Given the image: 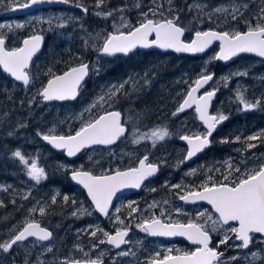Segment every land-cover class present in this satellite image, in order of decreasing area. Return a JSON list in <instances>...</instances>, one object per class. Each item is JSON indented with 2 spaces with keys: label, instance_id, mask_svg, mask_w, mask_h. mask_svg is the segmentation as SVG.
Here are the masks:
<instances>
[{
  "label": "trees",
  "instance_id": "trees-1",
  "mask_svg": "<svg viewBox=\"0 0 264 264\" xmlns=\"http://www.w3.org/2000/svg\"><path fill=\"white\" fill-rule=\"evenodd\" d=\"M155 1L158 2V0ZM187 1L163 2L165 6L163 10L166 14L158 16L159 20L178 16L179 19L176 22L185 28V41L191 39L195 30L191 26L195 22L191 19L193 16L191 11L185 15L179 9V7L185 8ZM199 1L210 5L233 1L240 4L246 3L247 9L242 15H238L237 19L254 26L257 23L264 24V20L258 19L264 15L262 12L264 0ZM255 1H260V3ZM4 2L8 5L14 4L13 0H2V3ZM18 2L23 3L24 0H18ZM151 2L153 0H104L101 7H105L107 12H112L111 19L95 14L98 12L97 0H73L69 3L71 7L55 6L41 11L52 15L64 12L68 13L66 17L72 16L67 21L66 33L63 32V27H58V24L62 23L61 20L53 21L51 24L34 21L21 28L0 29V36L4 37L7 50L20 47L24 38L36 33L42 34L45 39L42 52L32 61L28 71L30 84L27 88L6 79L0 70V205H2L0 206V241L14 235L28 221L40 223L50 229L53 234L50 242L51 251L38 252L45 244L30 240L14 245L8 253L0 251V264H56L57 258L64 255V251L68 249L73 250V248L80 247L88 251L95 245L100 236L91 237L87 231L85 233L82 231L102 219L93 212L84 192L71 183L69 174L73 170L91 173L126 170L136 166L138 160L147 155L149 162L158 165L159 171L154 180L134 195L136 205L143 206L151 198L168 197L172 192L173 184L185 176L183 170L186 162L180 163V161L185 156L186 146L181 142L180 137L188 131L203 129L193 110L177 112L176 115L173 113L177 111L182 98L188 92L190 88L188 86H192L201 75L213 73L219 79L211 113L213 115L222 113L228 119L217 126L210 138L209 148L197 156L195 162L193 161L200 166L199 169L192 174H187L186 178L196 180L195 182L199 181V185L206 182L210 184L211 181L220 182L230 170L221 163L225 157H241L250 165L251 159L244 157L243 154L254 157L264 152V140H259L260 145L256 144L251 148L248 147V139L241 140L244 136L250 135L252 130L264 125V106L262 105L264 95L256 111L244 110L243 105L237 100L238 94H242L248 100L249 95H246V91L249 93L250 90L245 88L254 83L252 76L264 75L263 60L241 56L227 67L211 61L209 67L206 68L203 62L208 55L216 52V45L203 57L175 56L158 51H138L126 57H106L100 54V43H94L92 46L91 35L96 31L102 33L105 39L110 34L116 33L111 25L113 26V22L118 20L115 16L119 11L127 15L134 27H137L138 23L134 18L139 17L138 13L143 12L146 5ZM76 3L88 8V12L85 13L82 8L76 7ZM254 6H257L256 10ZM189 16L190 19H187ZM4 18L7 17H0V20H6ZM199 28L221 32V28L209 19H204L203 25ZM247 29L248 25L238 23L237 31L245 32ZM81 30L86 34H82ZM124 32L127 31L124 30ZM166 59L168 60L164 61ZM85 62L89 63V76L75 102L44 104L41 101L38 92L53 75L62 74ZM153 65H158V68L147 73L143 72L144 68ZM229 70L232 72L228 73V76H233V78L235 72L247 73V75H241L239 81V86L245 88L234 86L236 78H222ZM132 75L136 77L131 79ZM124 78L128 81L116 91L111 109L118 110L122 114L127 134L115 147L85 151L75 161L68 162L63 153L54 152L41 142L38 133L53 123L58 126L59 130L55 135L67 136L78 131L75 129L76 123L66 125L61 120L64 119L63 114L57 109L88 103L100 90L101 85L116 83ZM173 80L185 83L183 97L172 108L160 102L156 104L155 100L160 99V94L163 93V83ZM152 94H157L156 99ZM108 110L110 109L106 111ZM156 128H166L170 135L163 141H157L155 146L149 139H139L144 133H150ZM237 138H239L238 141H236ZM134 139L139 140V143H134ZM222 140H227L228 143H222ZM235 143L240 144L238 153L233 150ZM17 150L24 157L36 158L39 166L45 170L46 179L38 184L30 179L21 161L13 155ZM130 151H134L133 156L129 155ZM236 162L241 165L240 160ZM254 164L256 166L257 162ZM204 167L210 172L206 180L202 179ZM238 178L240 177L234 174L229 176L230 180ZM64 196L69 197L67 202L64 201ZM53 197H55V202H53ZM120 205L119 214L127 219L131 208L124 202ZM41 208L44 209L43 215L40 212ZM176 220L198 221L199 219L190 216L189 219L181 217ZM102 224L105 230L114 231L111 223L103 222ZM103 245L105 250H108L105 243ZM111 264L119 263L112 262L111 259Z\"/></svg>",
  "mask_w": 264,
  "mask_h": 264
},
{
  "label": "snow or ice",
  "instance_id": "snow-or-ice-1",
  "mask_svg": "<svg viewBox=\"0 0 264 264\" xmlns=\"http://www.w3.org/2000/svg\"><path fill=\"white\" fill-rule=\"evenodd\" d=\"M72 3L73 0H24L23 3H19L18 0H13L15 7L8 5L11 10L28 9L33 5L42 3ZM171 2V0H169ZM104 3V0H97L96 7L100 8ZM155 3V0H153ZM76 7L82 8L87 13L88 8L84 7L80 3H76ZM139 7V5H137ZM195 8H201V5L194 4L190 6V10ZM244 7H247L246 5ZM202 10V8H201ZM122 11V9H121ZM152 14H156V10L152 9ZM216 12H228L227 8H216ZM264 12V9H262ZM237 13H240L239 8H233L230 13L232 19H237ZM97 16H103L107 18L112 15V12L107 13L96 12ZM144 20L138 27L132 28L127 34L120 32L117 29L116 33L110 34L104 41L102 53L107 55H113L115 53H124L127 55L133 49L151 48L156 47L163 50H173L175 52H190L198 53L207 49L213 41L220 42V50L214 56L216 60L228 61L231 58L239 55L240 53H254L258 57L264 58V24L257 23L255 26L248 25V29L245 32L234 31L232 33L228 31H196L195 38L190 43H184L181 37L185 33V28L177 24L179 17L172 19H164L163 21H156L148 18V14L144 13ZM123 20V17H121ZM258 19L264 20V15H261ZM51 20L47 23L51 24ZM247 23V22H246ZM124 27H129L128 24H124ZM8 27L10 25L0 24V29ZM17 28L23 27L21 24L16 25ZM58 27H64V24H59ZM154 34V39H149ZM43 36L33 35L23 41V47H17L11 50L5 48V40L0 36V68L5 73H8L16 81L23 83L25 87L30 84V76L26 69L29 67V62L35 53L39 50ZM88 65L81 63L77 67L71 68L63 75H53V78L47 81V85L42 87L38 92L44 101H64L75 99L78 95L82 81L88 75ZM51 71V70H49ZM237 75H247L246 72L237 73ZM213 79L211 74L201 75L199 79L195 81V87L187 93V98L177 109V112H182L186 107H191L193 104L196 106L195 111L199 114V119L203 121L207 128L206 133L194 134L192 136L183 135L180 139L187 141L189 149L185 157H183L180 163L191 159L197 153L201 152L205 147L210 145L209 137L212 136L213 131L218 124L228 119V117L222 113L217 115L209 114V105L212 98L216 94V90L208 91L204 95L197 97L195 93L199 91L203 85L207 84ZM227 79V78H225ZM114 88L116 86H113ZM123 85H120L122 88ZM119 89H117L118 91ZM115 95L114 92L110 93ZM101 100L104 98L101 97ZM237 100L243 105L244 110H251L257 107L261 101L257 100L255 103H249L242 94L237 95ZM93 104L91 107H95ZM90 111V109H86ZM177 113L174 112L173 115ZM125 132V128L121 124L119 112H109L105 115H100L95 120H90L82 125V127L75 132L74 135H43L42 139L47 141L56 149L66 150V154L69 157L75 156L81 149L91 147L92 145H111L122 136ZM40 135V133H38ZM170 134L166 128H156L150 133H144L140 136V140L151 139L153 146L157 141H163ZM261 136H264V132L247 137L249 141L257 140ZM239 139V138H237ZM139 143V140L133 141ZM222 143H228L227 140H222ZM256 145H249V147H255ZM13 155L18 158L21 163L27 166V175L35 181L37 184L41 180L46 179L45 170L42 167H38L35 160L29 165V161L25 159L22 153L17 150ZM148 156H144L139 160V166L130 168L127 171L117 170L114 175H93L89 171L74 170L72 172V179L78 184H81L91 198L95 205L96 211L108 216L109 206L113 197L118 191L124 188H140L144 180L151 177L158 171V167L155 164L148 163ZM229 174L224 176V180H229L231 175V164H229ZM236 172L240 169L236 168ZM211 181V178H209ZM173 187L179 188L180 185H174ZM64 201L67 202L69 197L64 196ZM181 200L185 202L195 203L196 201H206L212 206V209L217 214L215 218L212 215H206L202 213V216L206 215L204 223L193 222L189 220L187 223L176 222H164L159 218L153 217L150 220L143 221L138 227L141 231L148 233L152 236L162 237H185L192 244L197 245L196 249L191 252H183L182 254L172 255V249H168L166 255L162 258L153 259L149 264H222L220 257L223 253L218 252L217 248L221 244H226L228 240L232 238L228 233H232L236 240L241 244L238 247L247 249L252 240L253 233L264 234V165L258 169H252L244 173L240 178L230 180L228 183L223 181L216 182L211 181L202 184L200 190H192L186 192L180 196ZM55 202V197H53ZM75 203V201H73ZM2 206V205H0ZM131 208V204L129 205ZM119 211V209H117ZM135 211V209H133ZM41 214H44V209H40ZM89 215L91 213H88ZM76 215V213H73ZM163 215V212L161 213ZM208 221H211V231H218L225 225L229 227L225 230L223 238L219 241L216 247H210L211 236L208 227ZM117 223L123 224V221L117 218ZM230 222H235L238 226H230ZM97 232H102L106 239H99V244L107 243L113 245L116 248L127 241L125 237L128 236V229H117L115 234L112 235L103 229L97 228L91 232L92 237L97 236ZM51 232L34 221H28L25 225L16 231V233L10 236L6 240L0 241V251L8 253L14 245L23 243L29 237H35L39 241H47L51 237ZM93 247H96L94 245ZM51 251V248L48 249ZM83 252V249H79ZM179 252V250H177ZM88 256V253H84ZM120 255L127 256L128 252H121ZM256 255L255 253L253 254ZM157 257L160 253L156 254ZM235 259V258H233ZM63 264H68V261H64ZM71 264H82L80 260H73ZM83 264H101L97 260H87Z\"/></svg>",
  "mask_w": 264,
  "mask_h": 264
},
{
  "label": "rangeland",
  "instance_id": "rangeland-1",
  "mask_svg": "<svg viewBox=\"0 0 264 264\" xmlns=\"http://www.w3.org/2000/svg\"><path fill=\"white\" fill-rule=\"evenodd\" d=\"M165 1H166V3H168L167 1H169V0H158V2L155 1L154 4H153V2H151L150 4L146 5V8L143 9V12L138 13L139 17L134 18L136 20V22L138 23V25L144 20V16H143L144 13L148 14L149 19H153L156 21H163V20H159L158 16H164L166 14V12H164V10H163L165 8V6L162 4ZM255 2L260 3V1H255ZM194 4L201 5L202 10H201V8H195V7H193L190 10V6H193ZM10 5L12 7H15V4H10ZM185 5H186L185 8L183 7V9H181L179 7V9L183 13H185V15L189 14L188 11H191V13L193 14L191 19L195 20V22H193L191 24V26L194 27L193 30L195 29L194 33L196 31H207V30H203V29L199 28V26L203 25L204 19L211 20V22L214 25L221 28V32L228 31L230 33L237 31L238 23H242L245 25L250 24L249 22L246 23L245 21L238 20V19L233 20L231 14H230L232 12L233 8H239L240 13L243 14L245 12V10L247 9V7H244V6L245 5L248 6L246 3L240 4L238 2L233 1V2H228V3H221V4H217V5H210L208 3H204V2L199 1V0H194V1L188 0L185 3ZM256 7L257 6H254L253 8L256 10ZM216 8H227L228 12L222 11V12L218 13L215 11ZM105 9H106L105 7H100V8H98V12L107 13V11H105ZM152 9L156 10L155 15L152 14V11H151ZM10 10H11V8L8 7L7 2L2 3V0H0V17H5V14L10 12ZM123 10H124V8H123ZM108 11H109V9H108ZM67 15H68V13H64V12L57 13L55 15L47 14L46 12H39V13H35L33 15L26 16V17L4 18L6 20H0V24H4L6 26L10 25L11 28H13V27H16L17 24H21L24 26V25L30 24L31 22H34V21L35 22L36 21L47 22V21L51 20L52 22L53 21L58 22L59 20H61L62 23H60V24H64L63 32H65V29L67 27V21L72 18V16L66 17ZM238 15H240V14L237 13V17H238ZM108 17L112 19V15L108 16ZM115 17H118V20L113 22V26L111 25V27L114 29V31H117V29H119L120 32L128 33L129 31L132 30L131 28L134 27V24L132 23V21L127 17V15H123L122 12L119 11V13H117ZM121 17H123V20L121 19ZM187 19H190V16L187 17ZM236 22H238V23H236ZM124 24H128L129 27H124L123 26ZM251 25L254 26L253 24H251ZM124 30H126L127 32H124ZM81 33L86 34V32L82 31V30H81ZM36 34H39V33H36ZM33 35H35V34H33ZM91 38H92V46L94 45V43H100L102 46L104 41H105V38H103L102 33L97 32V31L95 32V34L91 35ZM215 54L216 53H212L205 58V60L203 62L205 67L208 66L211 61H214ZM167 60L168 59H166L164 61H167ZM98 64H99V62H98ZM157 68H158V65L149 66L147 68H144L143 72L147 73L149 71H153L152 69L155 70ZM230 72H232V70L227 71L225 73V75L222 76V78H227V79L233 78V76H228V73H230ZM234 75H235L234 78H236L234 80L235 81L234 86L244 87V86H239V81L241 80L240 79L241 75H237L236 72L234 73ZM135 77H136L135 75H132L131 79L135 78ZM252 77H253L254 83L252 85H250L248 88L244 87L246 90H250L249 93L246 91V95L247 96L249 95L248 100L247 99L246 100L249 103H255V101L261 100V97L264 95V90H263V88H264L263 87L264 75H257V76H252ZM218 80L219 79H216V82H215L216 85H218ZM127 81L128 80H126L124 78V79H122L116 83L103 84L99 88L100 90L97 91V94L88 103H85L83 105L76 106V107L70 106V107H63L61 109H57V111H60L63 114L64 119H61V120L64 121L66 125H70L71 123H76L75 129L79 130L84 123H86L90 120H94V118L98 114L105 112L107 109H111L113 102H114L115 95H111L110 93H112V92L116 93L117 89H120V85H124ZM194 84H195V82H194ZM194 84L192 86H194ZM113 86H116V87L114 88ZM184 86H185V83H182L180 80H176V81L173 80V81L164 82L163 83V93L160 94L161 98L156 99L157 94H155V95L152 94L154 96V99H156L155 103L157 104L160 102L161 104H164V106H168V107L172 108V106H174L177 102H179V99L181 97H183V95L185 94ZM192 86L189 85L188 87L191 88ZM235 88H233V89H235ZM239 91H241V90H239ZM101 97H103L104 99L101 100L100 99ZM183 98H182V100H183ZM182 100H181V102H182ZM93 104H95L96 106L91 107ZM262 105L264 106V102L262 103ZM256 108L257 107H255L254 109H251L249 111H256ZM86 109H90V111H86ZM176 113H177V111H176ZM57 114H60V113H57ZM220 124H218V125H220ZM57 127L58 126H55L54 123L50 124L41 133L39 132L40 133L39 137H41L43 135H48L49 133L55 135V133H57L59 131ZM262 132H264V125L260 126L257 129L252 130L250 135L244 136L243 138H241V140L247 139V137H249L251 135H256V134L262 133ZM194 134H201V133L196 129L193 131H188L183 135L192 136ZM149 140L152 141L151 139H149ZM259 140L263 141L264 136H261L257 140L249 141V143H247V144L248 145H253V144L254 145H256V144L260 145ZM236 141H238V139H236ZM239 145L237 143L234 144L233 150L236 151V153L239 152L238 151ZM249 148H251V147H249ZM129 155L133 156L134 151H130ZM243 155H244V157H249V159H251L250 161L252 163L250 165H248V163L245 160H243L241 157H234L233 158L232 156L225 157L221 163L227 167H229V164H231V167H233V168H231V174H234L235 176H239V177H241L244 173L248 172L249 169L252 170L255 167L259 168L260 166L264 165V152H261L258 156L255 155L254 157L251 155L248 156V154H246V153ZM25 159H27L29 161V165L31 164V162L33 160H35L38 167H40L38 160L36 158L25 157ZM237 160L241 161V165H240V163L236 162ZM256 162H257V165L255 166L254 163H256ZM23 166L25 167L26 173H27V166H25L24 164H23ZM236 168H239L240 171L236 172L235 171ZM228 171H230V170H228ZM186 172L191 174L194 172V170L187 169ZM209 173H210L209 169L208 168L206 169L204 167V169L202 170V178L204 180L208 179L207 176L209 175ZM229 176H231V175H229ZM192 177H194V175H192ZM190 180H192V179H190ZM190 180L183 179V183H188L187 187H191ZM222 180H224V179H222ZM228 181H230V179ZM197 183H199V181ZM183 191L186 192V190H182V192ZM182 194L183 193H181V192L179 193V192L175 191L174 196L172 195V193L169 195V196H171L170 197L171 199H169L168 197H166V198H151V200H149L148 203L144 204L143 206H138L132 202H127L126 205L129 206L131 204V210H130L131 212L127 216V219H124L120 216V214H119V211L121 210V208H120L121 205H120L116 209H114L113 212H111V215H109L111 217L108 218V221L113 225V229L117 230V229L126 228L130 224L137 226L138 224L142 223L143 221L150 220L153 217H155V218L159 217L161 219H166V220H176V219H180L181 217L189 219L190 216H193V217L198 218V219L204 218V220H205L206 215H212L213 218H215V215L205 211L204 209H201V208H198L196 210L188 209L186 207L188 205H185L182 202L178 201V199H180V196ZM117 209H119V211H117ZM133 209H135V211H133ZM162 212H163V215H161ZM202 213H204L206 215L202 216L201 215ZM117 218L122 220L123 224L117 223L116 222ZM208 222L211 224V221H208ZM94 229L96 230L97 228L94 227ZM101 229H103V227H101ZM136 230H137V228H136ZM90 236H91V233H90ZM137 237H139V235L135 234L134 239L127 241L125 248L117 251L118 253L115 257L112 258V262L113 261L118 262L119 264H138V261L140 258L139 257V249H142V248L146 249V247L140 246L141 245V243H139L140 239ZM49 248L52 249L51 243L48 245H44L43 248L38 250V252L41 251V252L46 253ZM79 249H80V247L73 248V250L68 249V250L64 251V254H65V256H71L73 254H76V252H75L76 250L78 251L77 252L78 256H83V257H87V258H94V257H97V256L102 254V252L99 253L98 251H96L97 249H95V247H90V249H88V251L85 248H83V252H81ZM232 249H234V248H232ZM85 252L88 253V256L84 255ZM121 252H128L129 255H127V256L120 255ZM254 253L256 254L255 256L253 255ZM41 255H43V253ZM61 258L62 257H58L57 261H60ZM233 258H235V259H233ZM224 260L225 261H223L222 264H264V240L260 244L256 243V245L254 246V248L251 251L246 250L244 252V254L242 252H240L234 256H230L228 258H225Z\"/></svg>",
  "mask_w": 264,
  "mask_h": 264
},
{
  "label": "water",
  "instance_id": "water-1",
  "mask_svg": "<svg viewBox=\"0 0 264 264\" xmlns=\"http://www.w3.org/2000/svg\"><path fill=\"white\" fill-rule=\"evenodd\" d=\"M55 6H63V7H71L69 4H64V3H56V2H53V3H47V2H45V3H42V4H38V5H33L32 7H30V8H28V9H17V10H10V12H8V13H6L5 14V17H7V18H18V17H26V16H30V15H33V14H35V13H37V12H39V11H41V10H44V9H47V8H51V7H55ZM138 27V26H137ZM207 31H209V30H207ZM212 31H214V30H212ZM218 32V31H217ZM125 34H127V33H125ZM35 35H41V36H43L42 34H35ZM185 33H184V35L181 37V40L184 42V43H190L194 38H195V33L191 36V39L189 40V41H185L184 40V38H185ZM33 36V35H32ZM31 36H29V37H27V38H24L22 41H21V44H20V47H23V41L25 40V39H28V38H30ZM155 37H154V34H153V36L152 37H150L149 39H154ZM5 40V39H4ZM44 36H43V40H42V42H41V46H40V48H39V50L35 53V55L32 57V59H31V61L29 62V67L26 69V71L28 72V70L30 69V66H31V63H32V61L38 56V55H40V53L42 52V48H43V44H44ZM5 44H6V42H5ZM104 44V43H103ZM215 44H217V52H216V54L219 52V50H220V42L219 41H213L212 42V44L207 48V49H205V51H203V52H198V53H190V52H175V51H173V50H163V49H160V48H156V47H151V48H140V47H137V48H135V49H133L131 52H129L127 55H125L124 53H115V54H113V55H107V54H104V53H102V51H100V54L101 55H103V56H106V57H117V56H122V57H126V56H129V55H131V54H133V53H135V52H138V51H141V52H153V51H158V52H160V53H163V54H173V55H175V56H187V57H203L204 55H206L210 50H211V48L215 45ZM102 47H103V45H102ZM102 47H101V49H102ZM5 48H6V46H5ZM215 54V55H216ZM249 56V57H252V58H255V59H259V60H263L264 61V58H262V57H258V56H256L254 53H240L239 55H237V56H235V57H233V58H231L230 60H228V61H223V60H216V59H214L217 63H219L220 65H222V66H228V65H230V64H232L233 62H235L239 57H241V56ZM84 64H87L88 66H89V63L88 62H86V63H84ZM80 64H78V65H76V66H74V67H77V66H79ZM73 68V67H72ZM71 69V68H70ZM70 69H68L67 71H69ZM0 70H1V72H2V74H3V76L6 78V79H8V80H11V81H13V82H15V83H17V84H19V85H21L23 88H27V87H25L24 85H23V83L22 82H20V81H16L13 77H11L8 73H5L4 71H3V69L2 68H0ZM67 71H65V72H67ZM64 72V73H65ZM64 73H62V74H59V75H63ZM212 76H213V79H214V75L213 74H211ZM88 76H89V67H88V75L84 78V80L82 81V84H81V87H80V89H79V92H78V95L76 96V98L75 99H70V100H64V101H58V100H53V101H44L43 100V98L40 96V98H41V100H42V102L44 103V104H48V103H57V104H64V103H72V102H75L77 99H78V97H79V93H80V90H81V88H82V86L85 84V82H86V80H87V78H88ZM53 78V77H52ZM51 79V78H50ZM199 79V78H198ZM213 79L212 80H210L207 84H205V85H203V87H201L200 89H199V91L197 92V93H195V95L197 96V97H199V96H202V95H204L205 93H201L212 81H213ZM47 85V82H46V84H45V86ZM192 87H195V84H194V86H192ZM191 87V88H192ZM191 88L189 89V91L191 90ZM188 91V92H189ZM187 92V93H188ZM187 93H186V95H185V97H184V99H186L187 98ZM215 96H216V94H215ZM215 96L212 98V100H211V102H210V105H209V109H208V111H209V114L210 115H213V114H211V106H212V102H213V100L215 99ZM184 99L182 100V102H181V104L183 103V101H184ZM195 105L193 104L191 107H186L185 109H184V111H182V112H187V111H190V110H194V112H195V114H196V117H197V119H198V121L200 122V124L202 125V127L204 128V130H205V132L207 131V128H206V126L204 125V123H203V121H201L200 119H199V114L195 111ZM109 112H119L118 110H109V111H107V112H104V113H102V114H100V115H105V114H107V113H109ZM120 113V112H119ZM99 115V116H100ZM98 116V117H99ZM97 117V118H98ZM95 120V119H94ZM120 120H121V124H122V126L125 128V132H124V134L122 135V136H120L117 140H116V142L115 143H113V144H111V145H92L91 147H86V148H83V149H81L75 156H72V157H69L67 154H66V150H62V149H56V148H54L51 144H49L47 141H45V140H43L42 139V137H41V141H42V143L44 144V145H46L47 147H49L52 151H54V152H58V153H63V155H64V158L68 161V162H73V161H75L83 152H85V151H89V150H91V149H93V148H112V147H114L121 139H123L124 137H125V135H126V132H127V129H126V126L123 124V121H122V114L120 113ZM215 130H216V128H215ZM215 130L213 131V134H214V132H215ZM75 134V133H74ZM74 134H72V135H74ZM212 134V135H213ZM209 139H210V137H209ZM181 142L186 146V148H187V151H188V149H189V145H188V143H187V141H185V140H182L181 139ZM210 146V145H209ZM209 146H207V147H205L201 152H199V153H197L195 156H193L191 159H189V160H186L185 162L186 163H191L192 161H194L195 160V158L197 157V156H199L200 154H202V153H204L208 148H209ZM186 154H187V152H186ZM186 156V155H185ZM141 159H143V157L141 158ZM140 159V160H141ZM149 160V159H148ZM148 163H149V161H147ZM156 165V164H155ZM139 166V161H138V163H137V165L135 166V167H138ZM158 167V166H157ZM134 168V167H133ZM127 170H129V169H126V170H122V171H127ZM73 172V171H72ZM72 172L69 174V178H70V180H71V182L75 185V186H77V187H79L83 192H84V194H85V196H86V198H87V200L89 201V203L91 204V206H92V208H93V211L95 212V214L99 217V218H101L102 220H106L107 219V217L108 216H104L103 214H101V213H99L98 211H96V209H95V205L93 204V202H92V200H91V198L88 196V193H87V190L81 185V184H78L75 180H73L72 179ZM157 173H158V171L154 174V175H152L151 177H149V178H147L146 180H144L143 181V183L141 184V186H140V188H124V189H121L120 191H118L117 193H116V195L113 197V199H112V202H111V204H110V206H109V209H108V212L110 213V211L112 210V208L115 206V204L119 201V200H121V199H123V198H125V197H127V196H131V195H136V194H138L139 192H140V190L148 183V182H150V181H152V180H154L156 177H157ZM115 174V172H112V173H110V174H107V175H114ZM94 175V174H93ZM98 176V175H97ZM181 202L183 203V204H185V205H191V206H198V205H203L204 207H207V208H209L212 212H213V214L214 215H216L217 216V214L214 212V210L212 209V206L210 205V204H208L206 201H196L195 203H192V202H185L184 200H181ZM109 215V214H108ZM230 225H236L235 224V222H230ZM225 226H229V225H225ZM236 226H238V225H236ZM41 227H43V226H41ZM43 228H45L47 231H49V232H51L49 229H47L46 227H43ZM51 234H52V232H51ZM115 233H113L112 235H114ZM251 235H254V236H258V237H261V238H263L264 239V234H259V233H253V234H251ZM128 236H129V232H128ZM128 236L127 237H125V240H127V238H128ZM150 237H152V238H167V239H170V240H176V239H178V240H183V241H186L187 243H189L190 245H192V246H197V245H194V244H192L190 241H188L185 237H180V236H176V237H162V236H152V235H149ZM51 238H52V235H51V237H50V239L49 240H47V241H39V240H37L35 237H29L27 240H25L24 242H26V241H28V240H31V239H34V240H37V241H39V242H41V243H49L50 242V240H51ZM23 242V243H24ZM107 244V243H106ZM109 247H112L114 250H120V249H122L123 247H124V245H125V243L124 244H122L121 246H120V248H116V247H114L113 245H109V244H107ZM249 247H250V244H249ZM248 247V248H249ZM247 248V249H248ZM243 249V251H246L247 249H245V248H242ZM11 251V250H10ZM9 251V252H10ZM223 256H224V254L220 257V260L223 258ZM82 262V264H83V262L84 261H81ZM71 264V263H70Z\"/></svg>",
  "mask_w": 264,
  "mask_h": 264
},
{
  "label": "flooded vegetation",
  "instance_id": "flooded-vegetation-1",
  "mask_svg": "<svg viewBox=\"0 0 264 264\" xmlns=\"http://www.w3.org/2000/svg\"><path fill=\"white\" fill-rule=\"evenodd\" d=\"M208 67L209 66H206V68H208ZM224 67H227V66H224ZM209 74H213V73H209ZM216 79H217V77H215V79L201 93H206L208 91L216 90V84H215ZM217 126H219V125H217ZM199 132L201 134L206 133L205 130H204V128L202 130H200ZM94 149H98V148H94ZM94 149H92V150H94ZM186 152H187V148H186ZM194 162L186 163V167L183 170L185 176L183 178H181L180 180H178L176 182V184H173V186L174 185H180V187L179 188H176V187H173V186L171 187L172 188V192L171 193H172L173 196L175 195V191H177L179 193L181 192V193H183L182 195H184L186 192H189V191H192V190H200V186L201 185H199L197 182H195L196 180H193V179L190 180L191 187H187V184L188 183H183V179L189 180L188 178H186V175L187 174H190V173L186 172L187 169H191V170H194V171H196V170L199 169L200 166L198 164L194 163ZM116 171L117 170H115L113 172H116ZM110 173H112V172H107V173L106 172L105 173H92V174H94V175H102V174H110ZM223 182L224 183H228L229 181H224L223 180ZM182 190H186V192H184V191L182 192ZM135 197L136 196L131 195V196H127V197L119 200L115 204V206H114V208L112 210H114L118 206H120V204L122 202H124V203L132 202V203L136 204V202L134 200ZM170 197L171 196H168L169 199H171ZM130 199H132V200H130ZM149 200H151V199H148L145 203H148ZM178 201L181 202V199H178ZM186 207L188 209H191V210H196L198 208H201V209H204L205 211L209 212V209L206 208V207H204L203 205H198V206H191V205L189 206L188 205ZM209 213H212V212H209ZM109 217H111V216H109ZM157 218H159V217H157ZM159 219H161V218H159ZM161 220L164 221V222H166V223L178 221V220H166V219H161ZM188 221L189 220H182V221H179V222H181V223H187ZM204 221H205L204 218H201L198 221H194L193 220V222H199V223H204ZM103 222L110 223L108 221V219L107 220H98L97 222L91 224L89 227H87L86 229H84L82 232L85 233V231H87L90 234L92 231L95 230L94 227L101 229V227H103V224H102ZM140 224H138V225H140ZM138 225L135 226L133 224L132 225L130 224V225H128V227H126L128 229V232H129V236H128V238H127L126 241H129V240L134 239L135 238V234H138L139 237H137V238L140 239V241H139V243H141L140 246L146 247V249L145 248L139 249V257L140 258L138 257L139 258L138 264H149V262L151 260H153V259L162 258L164 255L168 254L167 253V250L168 249H172L173 250L172 253H171L172 255H178V254H182L183 252H191V251H194L196 249V247H198V246H192L189 243H187L186 241L178 240V239H176V240H170V239H167V238H152V237L149 236L148 233L141 231L140 228L138 227ZM230 226L235 227L236 225H230ZM208 227H209L210 236H211L210 247H216L219 244V241L223 238V235L225 233V230L229 226H223V228L219 229L218 231H211V224L208 222ZM136 228H137V230H136ZM103 229H104V227H103ZM104 231H107V230L104 229ZM115 231L116 230H114V231H107V232H109L110 234H113V233H115ZM97 235H98V237L100 236V238H98L97 241L95 242V245H96L95 249H97L96 251H98L99 253L102 252L101 255H99L97 257H94V258H87V257H83V256H78L77 255V252L78 251L76 250L75 251L76 254H73L71 256H65V254L62 255V256H60L62 258L56 264H63L64 261H68V264H70L73 260L87 261V260H97V259L101 262V264H111V259L117 255V253H118L117 251L118 250L117 251L113 250L111 247L107 246L106 243H105V245L108 248V250H105V246L103 244H99L98 241H99V239H106V238L103 236L102 232H97ZM228 235L229 236H232V238L230 240H228V242L226 244H221L217 248V251L218 252H221V253L224 254V256L222 258L223 260L221 259V261H225L224 260L225 258H228L230 256H234V255H236V254H238L240 252H242L243 254L245 252V251H243L242 247H238V245H240L241 242L238 241V240H236L235 237H234V235L232 233L229 232ZM263 240L264 239H262L261 237L252 235V240L250 242V247L247 250L251 251L254 248V246L256 245V243L260 244V243L263 242ZM126 243H125V245H126ZM125 245H124L123 248H125ZM232 248H234V249H232ZM177 250H179V252ZM157 253H160V256L159 257L156 256ZM74 255H77V258H75Z\"/></svg>",
  "mask_w": 264,
  "mask_h": 264
},
{
  "label": "bare ground",
  "instance_id": "bare-ground-1",
  "mask_svg": "<svg viewBox=\"0 0 264 264\" xmlns=\"http://www.w3.org/2000/svg\"><path fill=\"white\" fill-rule=\"evenodd\" d=\"M213 75H214V74H213ZM214 79H215V75H214ZM214 79H213V80H214ZM39 97H40V96H39ZM69 179H70V178H69ZM70 181H71V180H70ZM71 183H72V182H71ZM72 184H73V183H72ZM73 185H74V184H73Z\"/></svg>",
  "mask_w": 264,
  "mask_h": 264
}]
</instances>
